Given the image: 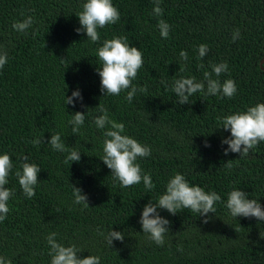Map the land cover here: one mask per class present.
<instances>
[{
    "label": "trees",
    "instance_id": "1",
    "mask_svg": "<svg viewBox=\"0 0 264 264\" xmlns=\"http://www.w3.org/2000/svg\"><path fill=\"white\" fill-rule=\"evenodd\" d=\"M84 2L0 0V46L8 53L0 69V154H9L13 163L6 185L13 195L0 222V257L12 264H50L46 238L55 232L57 242L77 245L81 258L99 256L100 264H264V221L235 218L226 207L233 189L264 207V142L247 156H225L228 146L221 141L231 133L218 119L264 103V0H162V16L154 14L153 0H112L120 19L98 29L96 43L76 31ZM28 16L34 23L27 34L13 29ZM161 19L171 26L167 39L160 35ZM236 29L240 36L233 42ZM115 36H127L143 53V67L132 83L147 91L138 90L131 103L125 99L130 89L119 96L101 92L97 49ZM200 44L208 46L203 58H198ZM182 50L187 61L179 55ZM223 62L228 71L212 78L234 80V97L207 95L205 82L204 92L178 104L172 91L176 79L203 81L205 72ZM75 90L83 100L65 104ZM99 104L125 125L124 134L151 147V155L138 163L151 174L154 189L146 190L142 181L122 188L113 179L101 160L105 129L94 123ZM77 111L85 113V122L73 134L69 121ZM56 133L67 151L47 143ZM36 138L45 143L33 145ZM73 149L81 152L80 161L65 163ZM25 156L41 169L32 198L15 175ZM229 160L231 170L225 167ZM176 173L222 199L206 217L190 209L175 215L158 209L170 221L165 243L158 246L143 233L140 218ZM72 185L88 196L89 207L74 203ZM97 229L105 236L120 231L125 238L110 248Z\"/></svg>",
    "mask_w": 264,
    "mask_h": 264
},
{
    "label": "clouds",
    "instance_id": "2",
    "mask_svg": "<svg viewBox=\"0 0 264 264\" xmlns=\"http://www.w3.org/2000/svg\"><path fill=\"white\" fill-rule=\"evenodd\" d=\"M162 0H153V12L157 16H162L164 9L160 7ZM77 17L81 27L76 31L86 32L87 39L93 43L100 40V32L98 29L104 28L106 25L115 24L120 19L119 10L113 5L112 0H85L82 5V11ZM33 17L28 16L23 21L14 22L12 27L17 32L27 34V30L33 25ZM158 28L162 38L169 37L171 26L163 19L158 21ZM240 36V30L236 29L232 39L235 42ZM208 52L206 44L198 46V58H203ZM97 55L102 62V66L97 69L101 78V92L105 95L119 96L121 91L128 90L125 99L131 103L137 91L145 92L147 87L138 88L133 85L138 71L143 67V53L134 46H130L127 36H115L112 39L103 41L102 47L97 49ZM182 60H188V54L182 50L180 52ZM8 60V53L0 46V69H3ZM203 66V65H201ZM183 70V69H181ZM228 71L227 62L215 64L212 66V72L204 73V80L197 81L195 77H181L176 79L172 84V91L178 97V104H189L190 97L197 92L205 91L206 94L217 95L222 94L224 97L232 98L237 93L236 82L227 79L221 83L219 79H213L212 73L219 77L222 73ZM83 97L79 90L72 92L71 96L66 97L65 104L75 106L76 101H82ZM99 115L94 119V123L98 129H105L103 135V163L111 170L113 179L120 182V186L131 187L140 184L141 181L146 190L154 189L155 185L152 181L151 174L144 173L138 158H144L151 155V147L142 144L135 138L124 134L125 125L117 122L109 117L108 110L103 105H98ZM221 120L222 127L225 131H230L228 138L222 139L221 143L228 147L224 150V155L229 152L238 153L240 157L247 156L250 150L254 149L260 142H264V103H257L255 106L248 107L246 111L236 112L225 115ZM85 122V113L75 112L69 123L72 125L73 134L80 131V127ZM33 145L45 143L41 138L31 141ZM51 147L60 152L67 151L65 143L62 141L60 133L51 135V139L47 141ZM208 146L207 144L205 145ZM81 152L73 149L65 159V163L69 161L79 162ZM22 171H16L20 187L26 197L35 196V186L38 184V173L40 167L35 163H29L28 157H23ZM225 167L229 170L233 167L232 160L225 163ZM13 168V163L9 154H0V222H3L9 212L8 201L13 195V190L6 187L8 177ZM74 203L82 204L89 207L88 196L83 193L81 188L72 185ZM221 196L215 192H206L203 187L198 185L190 186L185 176L176 173L166 185V191L158 198L157 203L151 200L143 207L140 224L143 233L147 234V238L158 246H163L165 236L170 232V221L162 217L158 209H165L170 214L175 215L183 209H190L192 212L198 213L200 216H207L209 213H215V204L221 202ZM226 207L229 209L233 217H255L259 221H264V207L261 206L258 199H249V194L240 190L233 189L228 193ZM207 223V220L204 221ZM99 232V229H97ZM101 236H105L103 232H99ZM58 234L55 232L47 236V243L50 246V264H100V257L97 255H88L81 258L78 254L82 249L75 244L65 246L56 240ZM125 238L123 232L111 230L105 236V240L110 248L113 241H123ZM0 264H12L11 260L0 257Z\"/></svg>",
    "mask_w": 264,
    "mask_h": 264
},
{
    "label": "water",
    "instance_id": "3",
    "mask_svg": "<svg viewBox=\"0 0 264 264\" xmlns=\"http://www.w3.org/2000/svg\"><path fill=\"white\" fill-rule=\"evenodd\" d=\"M263 62H264V58L261 60V65H262Z\"/></svg>",
    "mask_w": 264,
    "mask_h": 264
}]
</instances>
